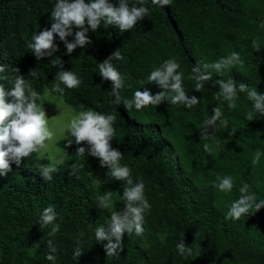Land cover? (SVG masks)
<instances>
[{
	"label": "trees",
	"instance_id": "16d2710c",
	"mask_svg": "<svg viewBox=\"0 0 264 264\" xmlns=\"http://www.w3.org/2000/svg\"><path fill=\"white\" fill-rule=\"evenodd\" d=\"M144 2L150 14L131 31L102 23L96 32L88 33L92 45L77 48L71 55L55 37L58 51L37 61L27 43L33 34L50 27L56 0H0V65L7 69L0 75L11 80L17 74L13 69H19L18 74L41 93L57 82L58 71H73L82 80L79 87L68 89L61 84L63 95H53L75 111L91 108L116 114L111 144L123 154L121 164L132 169L133 179L144 180L152 205L144 215L143 235L125 234L120 255L106 256V241L96 243L94 232L109 221L111 212L99 207L97 197L113 192L112 199L118 201L115 211H122L123 189L128 185L111 178L98 158L87 153L85 158L78 157L77 145L65 149L66 142L59 140L66 158L50 181L39 172L48 159L35 153L23 159L20 168L12 165V172L0 176V264H52L45 258L48 239L58 246L56 264H264V208L239 220L227 218L228 206L239 197L243 183L264 199V117L254 113L257 119L246 120V113L253 110L246 93H238L235 110L214 96L216 81L229 75L264 94V49L257 52L251 46L256 39L264 48V0H172L164 7L152 0ZM115 50L123 56L114 61L124 78L123 98L132 99L134 91L144 87L153 95L161 91L158 85L143 86L140 81L164 60L175 57L188 95L200 98L199 105L189 109L163 102L137 111L110 104L111 82L100 77L98 63ZM232 51L245 60V70L213 72L205 91H195L192 67ZM57 58L62 68L53 65ZM33 69L36 77L29 76ZM0 83L11 86L8 81ZM214 107L222 109L228 126L218 123L215 138L201 140L199 129ZM233 129L236 132L230 135ZM205 143L210 152L204 150ZM256 150L262 155L253 166ZM83 160L85 167L73 173L71 164ZM225 175L235 180L227 194L211 186L217 176ZM106 181H112L109 188ZM49 205L55 207V222L61 225L51 237V225L39 227L41 212ZM181 233L185 245L192 248L191 256L176 250ZM77 246L84 249L79 258L73 255Z\"/></svg>",
	"mask_w": 264,
	"mask_h": 264
},
{
	"label": "clouds",
	"instance_id": "9594fccd",
	"mask_svg": "<svg viewBox=\"0 0 264 264\" xmlns=\"http://www.w3.org/2000/svg\"><path fill=\"white\" fill-rule=\"evenodd\" d=\"M153 4L160 7L169 6L172 0H152ZM150 9L145 6L144 0H137L136 4H131L130 0H118L117 3H110L109 0H56L51 11L52 23L32 36L27 48L35 56L37 61L46 56H51L58 51L55 37L59 38L66 49V54L71 55L77 48H84L92 45L88 33L96 32L103 23L106 26L116 25L121 32L131 31L139 21H142L150 14ZM264 27V25H261ZM77 29L74 38L69 41L68 37L73 36V29ZM254 51H261L262 45L256 40L251 44ZM123 60L120 50L113 51L103 62L98 63L100 77L111 82V91L108 95L112 97L110 104L119 106L123 104L125 109L131 110L133 107L139 111L149 105L158 106L163 102H170L172 105H183L186 108H193L199 105L200 98L189 96L188 90L184 86V73L179 71L180 63L175 57H169L159 66L155 67L146 80L140 81L145 86L147 84L158 85L161 89L155 95L151 90L144 87L141 91L137 89L132 95V99L123 98L120 89L124 85V78L118 71L114 61ZM53 65L62 68L61 61L57 58ZM233 68L245 70V60L241 55L232 51L226 56L211 63L196 64L192 67L193 75L190 79L195 81L194 90L205 91V85L212 79L215 72L218 75L229 74ZM5 65H0V74L6 73ZM17 73L13 79L8 75H0V81H8L11 85L6 87L0 83V176H6L12 172V165L20 168L23 159L32 154H40L42 150H47L46 141L52 140L53 132L49 128V118L42 107L46 97L53 93L63 95L64 88L75 89L79 87L82 80L73 71H58L55 76L57 82L51 89H46L43 95L34 90L26 79L19 75V69H13ZM37 70L29 72V76L36 77ZM218 91L214 96L217 101L227 102L229 110L237 108L238 93H246L247 99L252 102V111L246 113V120L252 121L256 116L254 113L264 117V94H260L256 87H249L247 84L238 83L230 75L227 80L218 79L216 81ZM130 87V86H129ZM212 115L208 117L199 129L200 139L209 141L215 138L218 131V123L227 127L229 121L223 118L220 107L211 109ZM257 119V118H256ZM116 114L99 113L91 108L81 110L70 120L65 130V149L77 145L75 154L85 158L86 153L94 158H98L101 167L109 169L108 175L118 181L125 182L128 187L123 189L121 200L124 201L122 211L114 210L113 192L108 191L97 197L99 207L110 210L109 221L95 229L94 236L96 243L103 244V250L108 257H118L124 249L125 234L131 236L143 235V221L145 213L151 209L145 195V182L142 178L133 179L132 169L127 164H121L123 154L114 148L111 141L115 136L114 124ZM236 132L233 129L229 134ZM84 144L87 147L83 146ZM206 152H210L209 144L203 145ZM262 153L256 150L252 156L253 166L260 162ZM63 151L55 152L49 159L50 163L42 165L39 172L45 181H50L53 174L60 171V166L65 162ZM72 172L75 173L85 167L83 162L71 164ZM89 175L93 174L89 172ZM94 182H98L94 178ZM213 188L225 194L231 193L235 186L232 176H217L216 181L211 184ZM239 197L228 206L227 218L239 220L242 216L254 214L264 208V199H258L255 192L251 191L248 183H243L239 188ZM57 212L53 205L44 208L40 215L39 227L47 228L51 225L48 235H55L61 225L56 223ZM181 233L176 250L181 256H191L192 248L186 246ZM47 248L49 254L46 259L56 264L58 246L52 239H48ZM84 249L77 246L73 255L79 258Z\"/></svg>",
	"mask_w": 264,
	"mask_h": 264
},
{
	"label": "rangeland",
	"instance_id": "374dc122",
	"mask_svg": "<svg viewBox=\"0 0 264 264\" xmlns=\"http://www.w3.org/2000/svg\"><path fill=\"white\" fill-rule=\"evenodd\" d=\"M43 89L41 94L45 92ZM42 107L46 112V116L49 118V128L53 132L52 140L46 141L49 146L47 150H42L39 157L45 156L50 163V157L57 151H63L66 157V151L58 146L57 141L64 140L65 130L67 125L73 116L79 111H75L70 106L65 104L60 96L51 94L49 97L45 98ZM94 180V179H93ZM112 181H106V186L109 188ZM118 206V201L114 202V210Z\"/></svg>",
	"mask_w": 264,
	"mask_h": 264
}]
</instances>
